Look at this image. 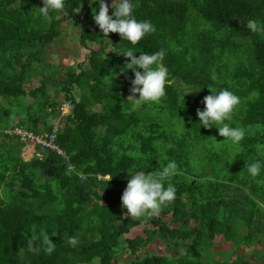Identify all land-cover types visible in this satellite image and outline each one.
I'll return each instance as SVG.
<instances>
[{
    "label": "trees",
    "instance_id": "obj_1",
    "mask_svg": "<svg viewBox=\"0 0 264 264\" xmlns=\"http://www.w3.org/2000/svg\"><path fill=\"white\" fill-rule=\"evenodd\" d=\"M133 3L135 17L150 21L155 32L133 46L86 24L80 41L90 49L87 65L79 71L71 66L58 77L59 66L45 58L47 47L60 36L64 20L80 27L97 5L65 0L64 11L44 17L38 10L42 0H0V128L50 132L61 103L57 91L73 107L57 138L70 159L46 150L27 161L22 141L0 142V264H113L121 241L136 255L156 239L165 240L168 251L128 264H251L242 256L206 262L203 251L209 253L219 235L235 248L263 242L264 0ZM249 20L257 22V31L247 28ZM125 49L137 56L165 51L170 83L159 103L134 109L128 101L134 77L120 72ZM43 66L50 73L27 90L25 84ZM186 85L200 91L191 98ZM209 88L227 89L240 99L233 112L241 124L233 116L225 121L245 131L231 148L238 147L234 154L209 140L215 127L199 123L196 112L204 109ZM169 161L177 163V174L164 184L175 186V199L158 214L128 215L121 206L128 172L148 174ZM257 161L262 168L253 177L245 165ZM196 164L213 174L198 171ZM234 183L244 189L241 196L231 189ZM241 222L247 224L242 235ZM138 226L143 235L126 237ZM69 237L77 239L75 246ZM47 241L55 245L51 254Z\"/></svg>",
    "mask_w": 264,
    "mask_h": 264
},
{
    "label": "clouds",
    "instance_id": "obj_2",
    "mask_svg": "<svg viewBox=\"0 0 264 264\" xmlns=\"http://www.w3.org/2000/svg\"><path fill=\"white\" fill-rule=\"evenodd\" d=\"M88 2L90 7L97 5L92 8L93 19L104 37H108L110 33H116L119 34L122 41H127L134 46L146 35L156 31L155 26L150 21L138 20L135 17L133 0H111V3L108 0H88ZM42 3L43 7H39L38 10L44 17L49 16L50 13L65 10V0H42ZM110 8L112 9L111 13ZM247 28L255 32L258 30V24L255 20H249ZM120 54H123L125 57V63L120 68V72L127 77L128 72L131 71L134 77L130 78L131 87L129 88L130 96L128 98V101L132 102L133 108L135 109L145 103H159L161 98L165 96L166 84L170 83L168 81V69L163 65L165 51L161 49L151 54L141 52L137 56L133 50L125 49ZM209 89L210 94L203 99L204 109L198 108L196 112L199 123L207 129L215 127L219 136L230 139L233 144H238L245 136L244 129L232 127L225 121L230 120L232 112L240 103L239 97L227 89L220 91ZM199 91L193 90L188 93ZM65 100H70L72 103L71 99H64L60 103L57 109L59 114L55 121L61 117L60 106ZM68 107L67 104L64 105L65 112L68 110ZM68 116L64 118V125L68 120ZM55 121H53V125ZM7 130L9 128L3 129L4 134L12 136L6 132ZM44 133L49 132L38 134ZM23 143L27 147V144ZM28 149L35 153H37L38 149L52 151L42 147L34 148L31 146H28ZM67 159H70V156ZM245 166L251 176L256 177L260 175L262 164L259 161L246 164ZM177 167L178 165L175 161H169L165 166H160L159 169L148 174L145 173V170L128 172L130 178L121 196V206L126 210V213L135 218L142 217L145 214L154 215L158 214L162 206L172 202L176 196L175 186L169 183L165 187L164 181L166 178H171L177 174ZM47 242L49 246L46 251L51 254L54 251L55 245L52 241ZM68 244L75 246L77 239L69 237Z\"/></svg>",
    "mask_w": 264,
    "mask_h": 264
},
{
    "label": "rangeland",
    "instance_id": "obj_3",
    "mask_svg": "<svg viewBox=\"0 0 264 264\" xmlns=\"http://www.w3.org/2000/svg\"><path fill=\"white\" fill-rule=\"evenodd\" d=\"M61 16L62 15H60L59 17ZM86 24L92 28H95L97 26L94 22L93 16L91 17L90 20L86 21L84 25L80 27H76L70 20H64L60 25V31H61L60 36L56 38L47 47L45 58L50 63L59 66L61 72L58 77L65 75L66 71L71 66L75 67L79 71L81 70V68H84L87 65L86 58L90 54V49L84 47L80 41V34L82 27H85ZM90 47L92 49L93 48L98 49L99 45L97 44L93 45L90 43ZM108 50L110 52L113 51L112 48H109ZM41 69L44 72L36 71L35 73H33L31 79L27 81V83L25 84L27 90L39 87L41 85V80L43 79L42 73L48 74L51 71L50 68H46L44 66ZM185 87L187 93L193 91L191 89H188L187 85ZM74 92L78 96L80 95L79 89L77 87L74 89ZM189 95L191 96V98H193L195 96V93L192 92L189 93ZM55 97L59 102H62L66 98L64 96V93L60 91H57L55 93ZM26 101L28 103H32L34 99L28 95L26 97ZM231 116H233L232 117L233 122H235L236 124H241V117H235L234 112H232ZM7 128H9L10 130H14L20 127H7ZM21 128H25V127H21ZM3 133H4L3 128H0V142L2 140H6L7 142H10L11 140L9 139V137H14L19 141L21 140L19 136L16 135L7 136L6 134ZM209 140L214 141L216 144L219 145V147H223L224 145L229 146L230 153L232 152V154L236 153V151L238 150V147L232 150L231 148L235 147L236 144H233L230 139H225L224 137L219 136L216 128L214 129L213 136H210ZM44 153L45 151H42L41 149H38L37 153H35L34 151L28 149V145L27 147L25 145V147L22 150V157L28 161L31 160L34 155L42 156L41 154L44 155ZM231 157L233 158V155ZM196 168L198 169V171L210 170L209 168L203 167V165L201 164L199 165L196 164ZM211 174H213V171H211ZM231 189H235L237 195L239 196H241L244 192V189L240 188L237 183H234ZM166 218L167 220H170L171 217L166 216ZM239 226H240L239 229L240 234L241 235L246 234L247 224L241 222ZM143 234H144V227L138 226L133 228L131 232L126 235V237L134 238L137 235H143ZM124 245L125 242L121 241L119 247L117 248L116 259L115 261H113V264H128L135 258L140 259L143 257L150 256L152 254H160V253L162 254L168 251L167 248L168 244L165 240L162 239H156V241L152 242L146 248H142L136 255L132 254L131 251ZM240 256L244 257L251 264L264 263V239L261 244L255 243L249 246L240 244V246L235 248L232 245V242L226 241L223 236L219 235L215 238L214 243L209 246V253L204 254L203 251L202 259L206 262H215L217 259L221 260L224 257L227 258L228 261H232Z\"/></svg>",
    "mask_w": 264,
    "mask_h": 264
},
{
    "label": "built area",
    "instance_id": "obj_4",
    "mask_svg": "<svg viewBox=\"0 0 264 264\" xmlns=\"http://www.w3.org/2000/svg\"><path fill=\"white\" fill-rule=\"evenodd\" d=\"M67 104L68 110L64 111V105ZM61 117L55 121L53 130L49 133L38 134L26 128H16L14 130H7L6 132L11 135L19 136L20 139L31 147H42L50 149L58 153L64 159L69 158L68 153L58 144L57 135L59 130L64 125V118L72 113V103L70 100H65L60 106ZM72 168V166H70ZM82 176V175H81Z\"/></svg>",
    "mask_w": 264,
    "mask_h": 264
}]
</instances>
